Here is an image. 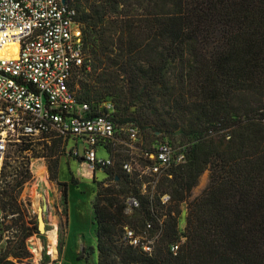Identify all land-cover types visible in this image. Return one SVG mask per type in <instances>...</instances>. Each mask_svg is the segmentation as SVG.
<instances>
[{
	"label": "trees",
	"instance_id": "1",
	"mask_svg": "<svg viewBox=\"0 0 264 264\" xmlns=\"http://www.w3.org/2000/svg\"><path fill=\"white\" fill-rule=\"evenodd\" d=\"M71 5L91 62L78 78L81 99L91 101L87 93H140L138 99L153 111L120 117L119 124L145 128L149 119L158 124L155 131H179L189 142L186 161L159 180L153 198L140 193L137 177L105 170L116 183L101 187L93 204L98 264H264V0H71ZM61 143L52 140L54 147ZM35 146L18 145L8 156L13 163L1 169V180L11 177V184L7 189L0 184V215L14 224L25 217L19 198L32 179L29 162L20 157ZM48 168L61 187L68 221V183L58 180L59 160ZM207 170L208 187L190 200ZM130 194L140 199L135 213L144 225L152 219L159 229L158 219L163 220L152 255L124 240L126 228L138 221L125 213ZM164 195H170L169 204L162 203ZM184 203L188 215L181 230ZM20 228L24 236L15 248L20 252L13 255L24 259L31 256L26 240L39 229L26 222ZM179 242L175 254L172 246Z\"/></svg>",
	"mask_w": 264,
	"mask_h": 264
},
{
	"label": "built area",
	"instance_id": "2",
	"mask_svg": "<svg viewBox=\"0 0 264 264\" xmlns=\"http://www.w3.org/2000/svg\"><path fill=\"white\" fill-rule=\"evenodd\" d=\"M89 61L82 24L71 0H0V171L13 147L26 143L33 147L53 138L74 141L70 151L95 172L116 167L117 146L137 149L141 134L136 124L119 125L112 106L105 109L81 99L78 78L84 66L89 70ZM102 148L109 156L100 155ZM186 148L169 139L158 141L140 154L129 152L120 163L121 171L140 179V193L153 198L159 180L186 161ZM170 200V195L162 197L164 205ZM124 204L127 215L141 206L134 194L126 196ZM44 213L48 232H34L27 238L26 248L34 257L40 255L39 264H44L45 258L46 264H61L59 221L58 256L54 258L48 233L55 225L48 207ZM158 222L159 229L152 219L146 220L147 237L127 227L124 240L152 255L162 232L163 220ZM180 245H173L172 252L178 253ZM29 259L11 258L7 264H33L34 258Z\"/></svg>",
	"mask_w": 264,
	"mask_h": 264
},
{
	"label": "rangeland",
	"instance_id": "3",
	"mask_svg": "<svg viewBox=\"0 0 264 264\" xmlns=\"http://www.w3.org/2000/svg\"><path fill=\"white\" fill-rule=\"evenodd\" d=\"M87 58H90V54L87 53ZM90 62V61H89ZM91 64V62H90ZM91 67V66H90ZM82 94V93H80ZM85 95V93H83ZM92 95V100L88 101L93 105L98 104L105 109L112 106L114 114L119 118H132L133 114L141 115L147 111H153L147 103L138 99L140 93H87ZM155 119V118H152ZM151 119V120H152ZM154 122V121H153ZM119 125H135V122L126 121ZM158 124H151L148 119V125L145 128L137 126L140 130V139L136 142L137 149H131L124 145L117 146L114 152V158L116 159V167L113 170L116 173L124 174L121 171L120 163L126 157L129 152L140 154L143 149H149L154 146L158 141H163L167 138L172 140L177 146H186L188 140L183 138L181 133L177 131L172 134L171 132H159L155 131V127ZM74 141L67 139L66 142L62 141L60 146H52V141L39 142L35 146V150L28 151L22 156L21 160L29 162V167L32 173V179L27 182L22 190L19 201L22 203L25 209L24 219L18 223H13V218L4 217L0 219V264H5L7 261H11V258L17 259L13 255V252H20L15 249L19 246L24 234L20 231V226L23 223H27L28 226H38L39 233L45 234L46 231L40 230L39 225V211L36 204L40 203L43 207H48L49 217L54 225H58L59 221V244H60V262L61 264H87L88 258L89 264H98V250H97V226L95 223V214L93 204L96 200L97 193L101 187H114L116 180L104 171H93L92 168L84 163L83 160L76 158L70 151ZM13 147L4 157L1 162V169L5 162L12 161V158L8 157L14 155ZM40 153V155H46L47 157L35 158L34 154ZM80 157L84 154V147L81 144L79 147ZM109 153L102 148L100 155L109 156ZM28 157L30 161H28ZM59 160L58 180L68 183V221L65 213V203L61 192V187L51 179V172L48 166L52 168L55 165V161ZM40 161V162H39ZM36 164L45 165L48 170V178L54 186L52 190L48 184L37 173ZM14 165L17 163L14 162ZM212 171L207 170L200 178L199 184L193 189L190 200H194L200 196L210 183ZM9 175V174H8ZM108 175V176H107ZM9 177V176H8ZM0 171V184L4 189L8 188L11 184V177L1 180ZM76 181V183L74 182ZM183 213L180 216V229L186 228V219L188 215V204L182 205ZM44 219L46 217L43 213ZM129 220L138 219L134 225H129L128 228L136 229L137 233L141 237H147L149 232H146L144 222L139 214L133 213L128 215ZM57 220V222H56ZM46 221V219H45ZM47 224V223H46ZM135 227V228H133ZM55 228H58L56 226ZM55 231V229H54ZM50 232V234L54 233ZM155 244V243H154ZM32 258L34 255L30 252ZM30 257H26L23 260H32ZM45 258L44 264L47 263Z\"/></svg>",
	"mask_w": 264,
	"mask_h": 264
},
{
	"label": "bare ground",
	"instance_id": "4",
	"mask_svg": "<svg viewBox=\"0 0 264 264\" xmlns=\"http://www.w3.org/2000/svg\"><path fill=\"white\" fill-rule=\"evenodd\" d=\"M36 168H37V170H36L37 173L43 179V181H45L48 184V186L52 190H54V186H53L52 182L50 181V179L48 178V170H47L46 166L45 165H41V164H36ZM36 207H37V210L39 212H42L43 211V208L44 207L40 203L37 202ZM47 225L48 224H46V221H45L44 225L42 226V228L44 229V231H46ZM56 226H58V225H56ZM56 235H58L57 234V228H55L54 233L50 234V239H51V241H50L51 243L50 244L53 247L52 250H53V256H54V258H56L58 256V254L56 252V243H57ZM39 262H40V255L38 254L36 257H34L33 264H39Z\"/></svg>",
	"mask_w": 264,
	"mask_h": 264
},
{
	"label": "water",
	"instance_id": "5",
	"mask_svg": "<svg viewBox=\"0 0 264 264\" xmlns=\"http://www.w3.org/2000/svg\"><path fill=\"white\" fill-rule=\"evenodd\" d=\"M63 3H66L67 0H62ZM46 207L43 208V211L39 213V225H40V230L43 231L44 229L42 228V226L44 225L45 223V219H44V215L43 213L46 211Z\"/></svg>",
	"mask_w": 264,
	"mask_h": 264
}]
</instances>
